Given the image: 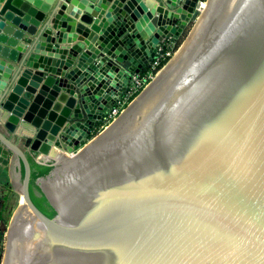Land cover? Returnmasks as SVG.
<instances>
[{
    "label": "water",
    "instance_id": "1",
    "mask_svg": "<svg viewBox=\"0 0 264 264\" xmlns=\"http://www.w3.org/2000/svg\"><path fill=\"white\" fill-rule=\"evenodd\" d=\"M121 1L0 0V162L21 197L1 264H264V0H209L95 134L198 0ZM14 133L60 150L34 158L52 217Z\"/></svg>",
    "mask_w": 264,
    "mask_h": 264
},
{
    "label": "rangeland",
    "instance_id": "2",
    "mask_svg": "<svg viewBox=\"0 0 264 264\" xmlns=\"http://www.w3.org/2000/svg\"><path fill=\"white\" fill-rule=\"evenodd\" d=\"M208 1L209 0H198L197 1V3H196V7H197L196 16L194 17V19L191 20L190 24L184 30V32L186 31V33H185L184 37L182 38V41H186L188 39V37L190 36V34L192 33L193 29L195 28L196 24L198 23L201 15L203 13L205 4L208 3ZM200 2H202V4L200 6H198ZM181 43H184V42H181ZM181 43L178 46V47H180L179 50L183 46ZM178 47H177V49H178ZM177 49L174 52H171V51L169 52V55H168L169 60H170L171 57H174L178 53L179 50L177 51ZM157 72H155V73L151 72L152 73V74H150L151 77L149 79L147 78V80L149 82L152 81V78L154 79V77L157 75ZM148 76L149 75H147V77ZM147 84H145L143 86V88ZM130 102L126 103V101H124V102H122L120 104L117 103V105L115 107L117 110L114 109L115 110V114H112L111 118L105 120L100 125H98L96 130L94 131V133L96 134L97 132L102 131L105 128V126H108L112 121H114L118 117V115L123 112V110L126 108V106ZM82 145H83V143L79 144L78 146L74 147L72 151L75 153L77 150H79L81 148ZM46 148H47V146H44V148L42 150L43 153H39L38 158H41L42 155L45 156V155L49 154V150L50 149L46 150ZM53 149H57V148H55L53 146L51 148V151H53ZM32 153H34V152H32ZM69 155H71V153H69ZM20 200H21V197L16 192V190L14 189L12 181H11V178L8 179L7 181H5V186H3V188H1V191H0V264H1V261H2L3 255H4L5 246H6V243H7V227L9 225V223H10V220H11V217H12L13 213L15 212L18 204L20 203L19 202Z\"/></svg>",
    "mask_w": 264,
    "mask_h": 264
},
{
    "label": "trees",
    "instance_id": "3",
    "mask_svg": "<svg viewBox=\"0 0 264 264\" xmlns=\"http://www.w3.org/2000/svg\"><path fill=\"white\" fill-rule=\"evenodd\" d=\"M186 31L182 33V35L173 40L171 42L170 48L169 50L171 52H174L177 47L180 45V43L182 42V38L184 37ZM184 44V43H183ZM169 60L168 55L165 54V52L162 54V56L160 57L159 63L158 65L153 69L150 70V67H148L147 69H143L139 71V75L144 77L145 79V84H147L149 81L146 78V75L148 73V71H151L152 73L159 71ZM143 87L138 88L127 100L126 103L130 102L136 95H138V93L142 90ZM94 135V134H93ZM29 163H30V168H31V177H30V185H29V192H30V197L33 201V203L36 205V207L42 212L44 213L46 216L48 217H52L54 215V210L48 205V203L46 202L44 196L40 195V198L35 196L32 192V188H30L31 186H33L34 188H36L38 190L37 185L35 184V180L38 177H42L48 174V172L51 170V166H46V165H41L35 162V160L29 156L28 157ZM46 204V205H45Z\"/></svg>",
    "mask_w": 264,
    "mask_h": 264
},
{
    "label": "crops",
    "instance_id": "4",
    "mask_svg": "<svg viewBox=\"0 0 264 264\" xmlns=\"http://www.w3.org/2000/svg\"><path fill=\"white\" fill-rule=\"evenodd\" d=\"M124 0H122L121 2H123ZM52 6V5H51ZM47 30H50V28L49 27H47ZM56 30H58V31H60V32H62V31H64L65 30V28H63V27H61V28H59V29H56ZM54 31V30H53ZM61 45V44H60ZM23 46V42H19L18 43V47L20 48V47H22ZM23 47H25V46H23ZM22 52H19V55H18V58H19V56H20V54H21ZM7 64L10 66V64H12L13 66H11L10 67V69L12 70V69H14V66L17 64V61L16 62H11V61H7ZM32 70V69H31ZM30 74V73H29ZM30 76H32V72H31V74H30ZM27 88H28V85L26 86V87H24L23 88V93H22V96L23 97H25V98H28V96H29V94H28V92H27ZM0 129H2V130H4V131H6V128H5V126L0 122ZM18 132H20V130L18 131ZM22 132L24 133V131L22 130ZM25 132H27V131H25ZM12 136V138H13V140H15L16 142H18L19 144H21L24 148H26L28 151H29V154H30V156L34 159H36V158H38V156H39V154H37V153H32V151H30L29 149H28V144L30 143V138H24L22 135H20V133H17V134H12L11 135ZM53 146H51V148H52ZM50 148V149H51ZM40 153H42L41 151H40ZM11 177H10V170H9V165H6V164H4V163H1L0 162V191H1V188H3V186H5V181H7L8 179H10Z\"/></svg>",
    "mask_w": 264,
    "mask_h": 264
},
{
    "label": "built area",
    "instance_id": "5",
    "mask_svg": "<svg viewBox=\"0 0 264 264\" xmlns=\"http://www.w3.org/2000/svg\"><path fill=\"white\" fill-rule=\"evenodd\" d=\"M201 3L202 2H200L198 6H200ZM196 9H197V7H196ZM171 42H172L171 40H168L166 42H163V46L162 45L158 46L156 55H155L154 59H152L150 65H149L150 70H153L158 65L160 57L162 56V54L164 52L166 55H169V52H170L169 48H170ZM159 50H163L162 53H159ZM150 74H152L151 71H148L147 75H149V76L147 77V75H146V78L149 79L151 77ZM144 85H145L144 77L140 76L139 73H132L130 75V85L125 90L123 98H122L120 103L126 101L138 88H141ZM114 109H116V108H114ZM114 109L110 112L107 119L111 118L112 114H115Z\"/></svg>",
    "mask_w": 264,
    "mask_h": 264
},
{
    "label": "bare ground",
    "instance_id": "6",
    "mask_svg": "<svg viewBox=\"0 0 264 264\" xmlns=\"http://www.w3.org/2000/svg\"><path fill=\"white\" fill-rule=\"evenodd\" d=\"M201 4H202V3H201ZM203 4H204V3H203ZM206 6H207V3L205 4L204 10H205ZM204 10H203V12H204ZM184 43H185V41H184ZM182 45H183V43H182ZM182 45H181V46H182ZM179 48H180V47H179ZM179 48L177 49V51L179 50ZM177 51H176V52H177ZM176 52H175V53H176ZM175 53H174V54H175ZM173 56H174V55H173ZM172 58H173V57H171L170 60H171ZM170 60H169V61H170ZM169 61L163 66V68L169 63ZM163 68H161V69L157 72V74H158ZM152 80H153V78H152ZM146 86H148V85H146ZM115 120H116V119H115ZM107 128H108V127H107ZM44 146H47L46 150L51 148V145H50L49 142H48V143H44L43 145H41V149H40L41 152H42ZM61 151H63V152L66 153V154L68 153V152H66V150H61ZM55 152H60V150H59V149H55ZM42 153H43V152H42ZM68 155H69V153H68ZM19 202H20V201H19ZM19 202H18V203H19Z\"/></svg>",
    "mask_w": 264,
    "mask_h": 264
},
{
    "label": "flooded vegetation",
    "instance_id": "7",
    "mask_svg": "<svg viewBox=\"0 0 264 264\" xmlns=\"http://www.w3.org/2000/svg\"><path fill=\"white\" fill-rule=\"evenodd\" d=\"M30 183V182H29ZM30 185V184H29ZM30 188H32V192L35 196L40 198V195H38V190L36 188H34L33 186H31ZM41 199V198H40ZM46 205V204H45Z\"/></svg>",
    "mask_w": 264,
    "mask_h": 264
}]
</instances>
